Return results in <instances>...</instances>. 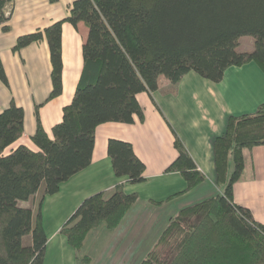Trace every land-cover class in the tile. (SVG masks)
Instances as JSON below:
<instances>
[{"label": "trees", "instance_id": "16d2710c", "mask_svg": "<svg viewBox=\"0 0 264 264\" xmlns=\"http://www.w3.org/2000/svg\"><path fill=\"white\" fill-rule=\"evenodd\" d=\"M52 3L58 0H50ZM14 0H0L4 32ZM80 23L89 33L84 63L73 102L51 138L43 128L39 107L32 142L38 148L13 145L24 135L25 113L14 102L0 113V264H43L47 234L43 203L61 184L88 168L98 126L133 124L145 116L137 96L154 93L161 77L173 85L189 72L214 83L229 67L255 62L264 72V0H75L69 15L36 32L20 36L15 52L47 39L53 89L48 100L63 92V25ZM254 39L251 52L238 50L243 37ZM0 80L9 84L0 59ZM264 145V103L255 113L232 115L226 131L213 143L216 184L221 193L180 209L139 264H264V225L234 201V184L245 167L243 150ZM178 157L167 173H181L192 191L205 175L178 136ZM108 154L117 178L138 184L145 164L129 142L110 139ZM231 163L232 168H231ZM138 199L124 184L82 202L61 233L77 252L88 234L105 225L117 229ZM32 202L23 207L22 202ZM31 245H24L26 237ZM83 262L89 264V257ZM88 261V262H87Z\"/></svg>", "mask_w": 264, "mask_h": 264}, {"label": "crops", "instance_id": "0c3cea01", "mask_svg": "<svg viewBox=\"0 0 264 264\" xmlns=\"http://www.w3.org/2000/svg\"><path fill=\"white\" fill-rule=\"evenodd\" d=\"M74 1L14 0L8 7V12H12L10 30L4 32L0 26V59L9 81L6 85L0 80V113L12 102L25 113L24 135L14 148L23 144L38 150L32 142L37 129V107L43 128L53 138V128L63 120L64 107L76 97L89 29L83 23L77 28L69 23L63 25V92L51 100L48 98L53 89L52 64L47 39L15 52L17 39L66 18ZM137 99L144 121L135 116L133 124L108 122L98 126L91 165L63 182L57 194L46 197L42 214L48 240L43 264H81L84 256L91 257L89 264H101L91 254L96 250L93 243L98 241V237L94 238L98 230L89 233L82 250L77 252L61 229L84 200L100 192L110 193L119 183L124 184L126 193H137L138 199L116 230H101L100 235L111 234L110 247L100 258L109 262L103 260L102 264H111L112 259L114 264L119 258L124 260L123 264L136 259L139 264L180 209L221 193L216 184L214 140L224 134L230 116L255 113L264 103V72L251 62L229 67L219 83L195 72L186 74L176 85L161 77L157 91L140 93ZM176 136L206 178L192 191L169 200L186 188L181 173L166 172L178 157L174 146ZM110 139L132 144L135 154L145 164L143 182L131 184L126 178L116 177L108 154ZM243 157L245 167L234 184V201L249 209L254 219L264 225V145L245 148ZM22 203L23 207L32 204ZM87 245L91 253H85Z\"/></svg>", "mask_w": 264, "mask_h": 264}, {"label": "rangeland", "instance_id": "374dc122", "mask_svg": "<svg viewBox=\"0 0 264 264\" xmlns=\"http://www.w3.org/2000/svg\"><path fill=\"white\" fill-rule=\"evenodd\" d=\"M247 42H249V43H251V47H249V45H248V43ZM247 48H250V49H247ZM254 49V39L252 38V37H249V36H247V37H243L242 38V46H241V48H238V50L239 51H246V52H251L252 50ZM232 163H231V168H232ZM32 203V202H31ZM21 205H23V203H21ZM31 205L32 204H30V205H27L26 204V206H29V207H31ZM103 228L104 229H107L106 228V226H104V224L103 225H101L100 227H98V228H96V229H94V230H98V232L99 233H94V238L95 237H98V241H97V243H93L94 244V246H95V244H96V250H95V253H91V250H90V245H87L86 246V248L84 249V251H85V253L87 252V253H91V254H94L98 259H99V263H100V261H101V264H102V261L103 260H106V258L105 259H103V260H101L100 258H103V252H107V247H110V246H108L110 243H111V234H108V236L106 235V234H104L103 235V233L100 235V232H101V230H103ZM108 231H111V230H109V229H107ZM116 230V229H115ZM89 235V234H88ZM106 236V237H105ZM88 237V236H87ZM101 238V239H100ZM107 241H109V242H107ZM23 243H24V245H26V246H28V245H31L32 244V237L31 236H28V237H26L25 239H24V241H23ZM102 243H104V246L102 247ZM153 243H151L150 244V246L152 245ZM106 245V246H105ZM93 248V247H92ZM106 248V249H105ZM111 255H112V253H111ZM85 257V256H84ZM84 257L82 258V259H84ZM88 257V256H87ZM81 259V260H82ZM92 261V259H91V257H89V263ZM122 261H124V260H122V259H117V261H116V263H114V264H123L122 263ZM133 261V263L134 264H137L138 263V261H137V259L136 260H132ZM132 261H130L129 262V264H132ZM88 262V261H87ZM106 263H108L109 262V259H107L106 261H105ZM113 259L111 260V264H113ZM125 262H127V261H125ZM95 263H96V261H95ZM81 264H87V263H85V262H83L82 261V263ZM97 264V263H96Z\"/></svg>", "mask_w": 264, "mask_h": 264}]
</instances>
